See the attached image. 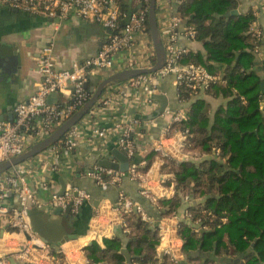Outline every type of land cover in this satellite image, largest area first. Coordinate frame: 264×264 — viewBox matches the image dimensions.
I'll return each mask as SVG.
<instances>
[{
  "label": "built area",
  "instance_id": "built-area-1",
  "mask_svg": "<svg viewBox=\"0 0 264 264\" xmlns=\"http://www.w3.org/2000/svg\"><path fill=\"white\" fill-rule=\"evenodd\" d=\"M171 2L172 0H157V9L161 8L162 13ZM136 3L139 5L138 9L126 14L121 10L118 0H0V6L32 15H43L59 21H65L71 15L92 18L110 31L107 42L95 57L82 63L76 62L69 70L56 68L53 44L42 49L38 60L42 81L37 91L27 101L17 104L15 119L0 118V162L22 153L53 133L90 99L92 94L85 86L90 75L111 69L119 53L130 51L139 45L140 36L147 34L150 0H136ZM183 19L179 15H172L168 18V26L163 33V36L166 37L164 42L165 65L154 73L138 75L119 83V94L122 98L129 96L131 89L144 85L156 90L159 80L167 76L174 78L176 87L184 86L190 99L199 97L212 84L223 80L221 74L213 73L201 64L183 61L187 49L178 44L179 31L177 30ZM184 31L189 38L196 37V30L193 26H187ZM251 31L255 32L258 39L261 38L260 30L251 28ZM127 64L131 69L151 67L154 63H150L148 66H138L136 61L130 58L127 59ZM56 92L70 95L72 101L61 104L49 103L48 97ZM114 99L113 91L108 92L100 100L101 107L110 106ZM180 101H187V99L181 97ZM162 114H171L172 119L153 141V151L163 162L166 157L177 161L196 160L198 153L191 148L187 131L171 128V123L186 118L187 112L179 110L174 113L166 108ZM118 127L121 130L118 143L126 155L133 160L128 171L95 166L87 171V175L94 178L102 189H106L110 185L118 186L125 179L135 181L139 185L141 196L148 199L159 211L158 200L173 197L176 193L175 185L173 183L168 185L169 174H160L153 163L144 171L141 169L146 167L147 161L145 159H141L139 162L135 161V157L140 155L139 147L133 137L138 123L130 120L119 124ZM93 135L103 137L105 131L94 128ZM83 136V130L77 124L49 148L53 152L74 150L82 141ZM214 152L215 156L219 157L220 149L216 148ZM23 164H17L0 174V215L9 213L10 207L6 201L12 194L18 198V206L13 210L12 219L9 222L13 230L4 232L0 237V264H12L13 259L19 264H61L53 253V249L57 246L46 242L39 235L32 225L30 215L36 210L66 209L68 207H70L72 215H77L86 204L91 202L92 195L83 188L71 187L66 189L63 194L51 192L47 198L43 199L31 185L29 176L32 169L24 167ZM43 189L47 190L48 188L44 185ZM189 199V195H185V201ZM111 210L119 215L120 229L125 234L131 233L126 216L132 211L139 213L142 221L157 230L159 237L156 249L158 264H179L184 259V240L179 234L181 219L178 218V213L171 217L153 218L140 203L133 201L123 192L119 193L118 202L113 208H110ZM106 211L109 209L101 206L96 208L94 222L90 223L89 236L91 238H108L109 229L112 230V222L103 227L102 224L96 222ZM186 217L187 219L192 218V214L188 212ZM196 229H201V227H196ZM12 242H14L13 246L10 244ZM57 251L65 256L68 254V248L63 244ZM85 261L86 264H91L87 257H85Z\"/></svg>",
  "mask_w": 264,
  "mask_h": 264
},
{
  "label": "trees",
  "instance_id": "trees-1",
  "mask_svg": "<svg viewBox=\"0 0 264 264\" xmlns=\"http://www.w3.org/2000/svg\"><path fill=\"white\" fill-rule=\"evenodd\" d=\"M118 3L126 14L134 11L133 6ZM239 5L240 0H182L177 8L206 49V54L184 55L183 61L221 73L223 80L212 84L207 92L229 100L212 119L205 98H196L187 117L171 123L173 130L187 131L191 148L206 157L190 161L165 158L162 171L174 173L169 181L174 182L177 192L158 200L160 209L155 218L178 213L187 194H193L196 200L204 198L203 204L192 203L188 210L192 222L199 220L209 228L197 230L180 221L179 234L186 258H203L205 264H212V256L241 257L237 263L222 264H264V76L259 73L261 70L264 74V59L259 65L254 51L255 46H262L261 39L251 31L256 21L254 11L225 16ZM179 95L190 99L184 86L179 88ZM216 148L220 149L219 157L213 155ZM156 154L154 151L144 158L147 165L141 170L151 166ZM140 160L135 157L136 162ZM126 218L131 233L118 229L113 238H104L103 245L93 241L85 248L91 264H127L121 251L124 242L136 255L132 264H158L157 230L135 211ZM204 254L206 257L201 256Z\"/></svg>",
  "mask_w": 264,
  "mask_h": 264
},
{
  "label": "crops",
  "instance_id": "crops-1",
  "mask_svg": "<svg viewBox=\"0 0 264 264\" xmlns=\"http://www.w3.org/2000/svg\"><path fill=\"white\" fill-rule=\"evenodd\" d=\"M118 1L133 6L134 11L139 7L136 0ZM181 1L172 0L171 4H167L166 10L162 13L161 8L157 9L158 25L164 42L166 37L165 35L163 36V33L168 26V18L172 15L181 16L177 13V8ZM250 9L256 15V21L251 28L262 32L260 38L262 46H255L254 50L259 65H261L264 59V0H240V5L237 8L239 13ZM187 26L190 25H188L186 19H183L177 28L179 31L178 44L187 49L185 55L190 52L206 54L203 41L195 38L191 39L187 36L184 31ZM149 30L147 29V34L140 36L138 46L116 56L111 69L99 72V74H91L87 82L88 87L94 91L102 79L117 71L129 69L127 59L133 58L138 66L153 64L155 62V50ZM252 32L255 34L254 31ZM109 34L110 31L107 28L92 18L71 15L69 19L59 21L43 15H32L6 6H0V118L3 117L5 120L15 119V107L17 104L27 101L37 91L42 81L38 60L45 46L53 44L56 68L69 70L72 69L74 63H82L95 57L101 47L107 42ZM259 73L264 76L261 70ZM119 88V84L108 87L103 92L100 100L108 92L113 91L115 94L113 103L108 107L102 108L99 100L89 114L78 123V126L83 130L84 136L74 150L53 152L48 148L23 164L24 167L32 169V173L29 176L31 185L43 199L47 198L51 192L59 193L63 184H66L65 189L71 187L83 188L92 195L91 202L86 204L77 215L63 219L64 226L68 232L76 233L78 238L63 243L68 248L66 256L63 253H58L59 246L53 249L54 257L59 259L61 264H86L85 248L90 245V241H97L100 245H103L104 238L94 239L89 236L90 223L91 221L94 222L93 217L96 214L97 207L101 206L109 209L96 221L102 224V227L112 222V230L109 229L108 238H113L117 232H120L117 231L121 228L120 217L114 211H110V208H113L118 202L120 192L126 194L133 201L141 203L144 210L151 217L155 218L158 216L154 205L141 196L139 185L135 181L125 179L118 186L110 185L106 189H102L94 178L87 175V171L95 166H102L100 161L104 159L119 162L117 155L114 153L116 149L123 150L118 143L121 134L118 125L126 121L132 120L138 123L133 137L139 147V157L144 159L154 152L152 149L153 141L160 135L163 127L169 124L172 119L171 114L163 115L158 113L162 102L157 95H165L167 97L168 106L166 108L174 113L179 110L188 112L191 102L196 99L180 101L179 88L176 87L172 76L161 78L156 90L144 85L131 89L129 96L125 98H122L119 94ZM197 98H205L209 104V113L212 119L217 109L226 107L229 100L222 96L209 94L207 91ZM70 99V95L61 93L59 97H54L48 102L61 104ZM261 106H264V101ZM94 128L105 131V135L103 137L94 136ZM213 155L215 156V152ZM205 157V154L198 153L196 160ZM152 163L160 174L165 173L162 171L164 162L158 157V154H156ZM173 174L169 173L170 179H174L175 175ZM171 183L174 184L173 181H167L168 185H171ZM44 185L47 186V190L43 189ZM174 189L177 192L176 186H174ZM179 192L181 193V191ZM192 195H189L190 199L188 201H185L184 196V204L178 211V218L181 219L180 221H187L195 227H201V230L204 231L209 228L208 224L197 221L192 222L191 218L187 219L186 217L188 212L191 213L188 210L189 205L192 203L197 204L201 201L203 204L204 202V198L196 200ZM96 200L100 201L97 207L94 206ZM6 203L9 205L10 211L6 215H0V237L4 232L13 230L9 222L12 219L13 210L18 206L17 196L12 194ZM54 210L46 208L43 212L52 213ZM33 212H37V210ZM10 244L13 246L14 242ZM127 244V242H124L122 249L127 246L130 252ZM130 254L132 253L130 252ZM201 256L206 257L205 254ZM212 258L214 259L212 264L239 262L236 259L241 261V257L221 258L212 256ZM179 264H205V260L203 258L201 260H188L185 256Z\"/></svg>",
  "mask_w": 264,
  "mask_h": 264
},
{
  "label": "water",
  "instance_id": "water-1",
  "mask_svg": "<svg viewBox=\"0 0 264 264\" xmlns=\"http://www.w3.org/2000/svg\"><path fill=\"white\" fill-rule=\"evenodd\" d=\"M239 11L234 9L230 12H227L225 16L238 14ZM148 23L150 28V34L152 43L155 50V62L151 67L145 68H131L124 69L121 71H117L102 79L97 88L93 91L90 99L72 116L66 119L53 133H51L46 138L40 140L39 142L33 144L27 150L22 153L12 157L9 160L0 162V174L8 171L13 166L24 163L41 152L47 150L52 145L56 144L70 129L76 126L82 119L89 114V112L95 107V105L100 100L103 92L110 86L119 84L123 81H126L132 77H136L142 74L154 73L157 70L161 69L166 63V50L164 41L159 29L158 19H157V0H150L149 13H148ZM88 87V83L85 85ZM263 91H264V83H263ZM59 93L56 92L51 94L48 97V101L53 99L54 97H59ZM158 99L161 100L162 104L159 107L158 113L161 114L164 112L166 107L168 106V99L165 95H157ZM3 119V117L1 118ZM114 153L117 155L119 162L111 161L104 159L100 161V164L109 169L120 170V171H128L130 165L133 163V160L130 159L124 150L116 149ZM174 175V174H173ZM66 184L62 185V189L59 194H63L66 191ZM99 200L94 202V206L99 205ZM73 216L71 214L70 207L66 209H55L52 213H47L43 211L32 212L30 215L31 222L35 230L39 233V235L48 243L53 246H60L61 244L75 240L78 238L76 233H70L66 229L63 223L64 218H69ZM93 242L90 241V245ZM122 253L125 255L128 264H132L133 259L136 257L127 249L125 246L122 250ZM236 261H240V259H236ZM12 264H19L14 259L12 260Z\"/></svg>",
  "mask_w": 264,
  "mask_h": 264
}]
</instances>
